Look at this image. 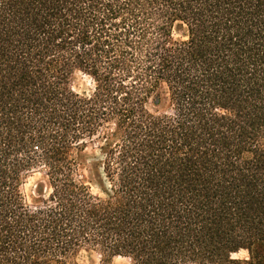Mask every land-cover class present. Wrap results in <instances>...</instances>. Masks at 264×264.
I'll return each instance as SVG.
<instances>
[{
  "label": "trees",
  "instance_id": "1",
  "mask_svg": "<svg viewBox=\"0 0 264 264\" xmlns=\"http://www.w3.org/2000/svg\"><path fill=\"white\" fill-rule=\"evenodd\" d=\"M87 249L264 264V0H0V264Z\"/></svg>",
  "mask_w": 264,
  "mask_h": 264
},
{
  "label": "rangeland",
  "instance_id": "2",
  "mask_svg": "<svg viewBox=\"0 0 264 264\" xmlns=\"http://www.w3.org/2000/svg\"><path fill=\"white\" fill-rule=\"evenodd\" d=\"M181 36H182L181 33H179L178 31L175 32V35H174L175 38H179ZM72 88L74 89V91H76L77 93L81 95L90 94L93 91L94 83L88 75L82 72H77L72 81ZM160 96H161L160 97L161 103H159V100L157 99L155 100V98H152L150 100V103L148 105V108L150 109V111L165 112L169 110L167 92L164 86L160 90ZM99 144L100 143L97 139L93 141H89L87 143V147L85 151L82 153L83 169H82L81 175L87 180L89 179V174H90L89 162L98 157ZM44 180H45V175L43 172H34L32 175L28 177L24 185V191H25V194L29 202L32 203L38 199L37 193L35 190L38 184L43 182ZM93 188L94 190H96L94 186ZM236 257L240 259H248V253L246 251H242L239 254H237ZM78 261L80 264H102L101 262L102 256L99 252L95 250L87 249V250H83L79 254ZM110 264H130V259L126 257H114Z\"/></svg>",
  "mask_w": 264,
  "mask_h": 264
}]
</instances>
